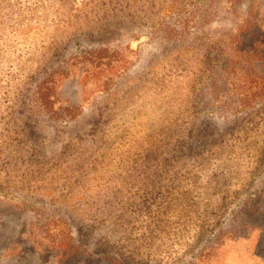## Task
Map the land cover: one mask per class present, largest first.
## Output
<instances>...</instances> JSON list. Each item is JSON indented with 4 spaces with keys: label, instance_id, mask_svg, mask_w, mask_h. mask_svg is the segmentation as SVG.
Masks as SVG:
<instances>
[{
    "label": "rangeland",
    "instance_id": "obj_1",
    "mask_svg": "<svg viewBox=\"0 0 264 264\" xmlns=\"http://www.w3.org/2000/svg\"><path fill=\"white\" fill-rule=\"evenodd\" d=\"M0 264H264V0H0Z\"/></svg>",
    "mask_w": 264,
    "mask_h": 264
}]
</instances>
